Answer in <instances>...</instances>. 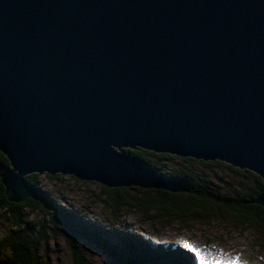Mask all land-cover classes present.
Instances as JSON below:
<instances>
[{"label":"water","instance_id":"water-1","mask_svg":"<svg viewBox=\"0 0 264 264\" xmlns=\"http://www.w3.org/2000/svg\"><path fill=\"white\" fill-rule=\"evenodd\" d=\"M126 149L264 178V0H0L8 200L32 174L188 191Z\"/></svg>","mask_w":264,"mask_h":264},{"label":"trees","instance_id":"trees-1","mask_svg":"<svg viewBox=\"0 0 264 264\" xmlns=\"http://www.w3.org/2000/svg\"><path fill=\"white\" fill-rule=\"evenodd\" d=\"M138 159L159 178L179 180L188 190L171 193L141 188L102 187L97 199L109 212L110 224H88L72 212L60 208L51 194L39 190L40 175L32 174L25 181L38 195L23 203H11L0 177V222L6 221L11 233L0 239V264H49L45 249L50 241L63 239L74 264H87L83 242L106 253L112 264H191V259L173 244L150 245L124 229H115L124 211H134L149 222L176 219L181 225L194 220H226L235 228H249L264 244V207L256 201L264 197V178L248 170H240L223 162H204L156 154L143 149L122 150ZM0 165L10 166L0 152ZM202 168L200 172V169ZM221 169L240 176L243 181L230 183L231 189L222 192L204 172ZM50 181H62V175H46ZM77 182L80 180L71 176ZM82 182V181H81ZM84 184H87L84 182ZM227 190V189H226ZM40 213L35 222L29 214Z\"/></svg>","mask_w":264,"mask_h":264},{"label":"rangeland","instance_id":"rangeland-1","mask_svg":"<svg viewBox=\"0 0 264 264\" xmlns=\"http://www.w3.org/2000/svg\"><path fill=\"white\" fill-rule=\"evenodd\" d=\"M200 172L202 168H199ZM218 185L222 192L232 188L230 183L243 179L226 170L213 169L204 172ZM63 176V175H62ZM62 181H50L46 175H40L39 190L51 194L57 205L88 224L104 223L109 228V212L100 203L98 197L102 185L94 182H77L71 176H63ZM227 189V190H226ZM35 222L42 220L40 213L29 214ZM115 229H124L131 235H137L150 245L173 244L191 259V264H264V244L254 231L243 227L235 228L226 220H194L189 225H181L176 219L162 222H149L143 215L134 211H124ZM11 233L8 222H0V239ZM87 264H112L109 256L97 247L83 242ZM49 264H74L71 253L63 239L50 241L45 249Z\"/></svg>","mask_w":264,"mask_h":264}]
</instances>
